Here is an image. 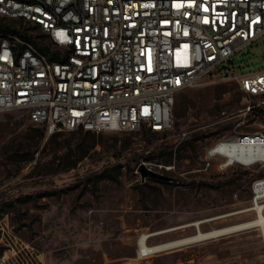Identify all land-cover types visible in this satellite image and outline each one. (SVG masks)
I'll list each match as a JSON object with an SVG mask.
<instances>
[{"label": "rangeland", "instance_id": "rangeland-1", "mask_svg": "<svg viewBox=\"0 0 264 264\" xmlns=\"http://www.w3.org/2000/svg\"><path fill=\"white\" fill-rule=\"evenodd\" d=\"M0 22L32 28L19 20ZM224 65L234 74L264 70V36ZM248 105L255 109L244 114ZM263 127L264 94L249 95L233 79L180 91L174 128L161 132L47 135L24 110L0 112V249L2 240L16 236L33 245L44 264H264L258 226L138 256L144 233L196 220L208 230L258 215L251 198L264 163L220 170L225 158L210 150L223 138ZM145 163L171 179L143 178L139 167ZM196 229L179 227L149 243Z\"/></svg>", "mask_w": 264, "mask_h": 264}, {"label": "built area", "instance_id": "built-area-1", "mask_svg": "<svg viewBox=\"0 0 264 264\" xmlns=\"http://www.w3.org/2000/svg\"><path fill=\"white\" fill-rule=\"evenodd\" d=\"M0 19L32 27L0 30V112L24 110L47 135L171 130L178 93L203 82L233 79L264 94V70L224 65L264 36V0H0ZM254 133L264 141V127ZM223 157L220 170L242 164ZM260 203L264 177L253 183L251 208ZM2 243L0 264L45 263L21 238Z\"/></svg>", "mask_w": 264, "mask_h": 264}, {"label": "bare ground", "instance_id": "bare-ground-1", "mask_svg": "<svg viewBox=\"0 0 264 264\" xmlns=\"http://www.w3.org/2000/svg\"><path fill=\"white\" fill-rule=\"evenodd\" d=\"M247 135L249 136L244 143H242V136ZM261 136H264V133H260ZM257 133H246L241 136H237L234 139H228L225 143L217 146L215 149L211 150L214 151H221L222 155L226 157V163H231L232 161H239L242 164H253L256 162L264 163V141H260ZM264 204H259L257 206L258 215L255 218L229 224L223 227H215L212 229L205 230L201 227V224L204 220H196L190 223H186L179 227H187V226H196V231L190 235H186L183 237H179L176 239H171L164 241L162 243H158L152 245L149 243V238L151 236L167 232L170 230L177 229L179 227H173L166 230H160L157 232L152 233H144L139 239V258H145L146 256L162 252L165 250H170L173 248L185 246L188 244L205 241L212 238H218L221 236L230 235L232 233H236L243 229L251 228L254 226H258L261 229L263 241H264ZM248 209H244L241 211H236L234 213L247 211Z\"/></svg>", "mask_w": 264, "mask_h": 264}, {"label": "water", "instance_id": "water-1", "mask_svg": "<svg viewBox=\"0 0 264 264\" xmlns=\"http://www.w3.org/2000/svg\"><path fill=\"white\" fill-rule=\"evenodd\" d=\"M139 170L143 178L150 177V178H156V179H162V180L171 179L170 176L160 171L148 168L146 164H141L139 167Z\"/></svg>", "mask_w": 264, "mask_h": 264}, {"label": "trees", "instance_id": "trees-1", "mask_svg": "<svg viewBox=\"0 0 264 264\" xmlns=\"http://www.w3.org/2000/svg\"><path fill=\"white\" fill-rule=\"evenodd\" d=\"M21 22L23 23V20H21ZM11 25H6L5 23H1L0 22V30L2 29V27H4V29H6V30H11V27H10ZM42 49H46L44 46H42ZM145 130H149V131H152V130H150V129H147V128H144ZM75 131H78L79 133H81V134H84V135H92V136H96L97 134V132H94V131H90V130H85V129H83V128H80V129H78V130H75ZM156 132V131H155ZM153 179H156V178H153ZM158 180V179H157Z\"/></svg>", "mask_w": 264, "mask_h": 264}]
</instances>
